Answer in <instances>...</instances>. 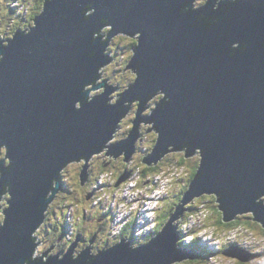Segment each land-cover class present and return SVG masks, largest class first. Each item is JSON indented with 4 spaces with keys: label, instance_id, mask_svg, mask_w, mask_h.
Returning a JSON list of instances; mask_svg holds the SVG:
<instances>
[{
    "label": "water",
    "instance_id": "water-1",
    "mask_svg": "<svg viewBox=\"0 0 264 264\" xmlns=\"http://www.w3.org/2000/svg\"><path fill=\"white\" fill-rule=\"evenodd\" d=\"M192 2L44 0L32 32L16 30L9 46L0 45L6 54L0 62V144L10 146L13 160L11 170L4 169L0 191H9L4 185L10 183L14 195L0 229V264H24L31 257V232L44 218L53 178L70 159L90 157L113 139L129 109L125 101H138L137 117L131 133L110 145L111 152L124 153L130 162L141 122L155 121L161 137L143 156L145 164L159 163L174 144L180 149L171 151H185L186 157L203 147L202 166L200 157L182 200L149 244L133 250L126 238L98 256L87 246L74 260L76 237L63 260L57 254L47 264H172L198 258L203 251L177 246L181 236L172 222L188 211L183 204L204 194L216 196L224 221L252 212L264 227V202L257 203L264 195V0H221L218 10L216 0H209L184 13ZM89 7L96 12L86 18ZM105 23L114 25L110 38L120 31L142 32L129 65L140 77L114 106L107 103L113 91L107 83L106 92L91 103L82 91L97 78L98 68L112 60L105 55L109 42L93 38ZM236 41L243 50H233ZM160 89L171 102H160L145 116L148 99ZM77 100H84L82 110L75 108ZM88 167L84 163L80 172L83 184ZM130 173L126 168L117 186ZM57 183L49 205L62 188V179ZM224 254L242 261L255 256L235 244ZM30 264L45 262L41 258Z\"/></svg>",
    "mask_w": 264,
    "mask_h": 264
},
{
    "label": "clouds",
    "instance_id": "clouds-1",
    "mask_svg": "<svg viewBox=\"0 0 264 264\" xmlns=\"http://www.w3.org/2000/svg\"><path fill=\"white\" fill-rule=\"evenodd\" d=\"M209 3V0H193V2L189 5L186 6L185 8L182 9L184 13H187L189 11H194V10H199L202 6H206ZM4 4V0H0V5ZM36 6V0H29L28 4H24L23 6L18 7V12L19 14H25V15H31L33 8ZM221 6V0H216V3L214 5L215 9H219ZM14 7H17V5H14ZM96 12V9L94 7H89L85 11V17L89 18L91 17L94 13ZM108 18H105V21H107ZM219 19V18H217ZM15 21H13V24ZM37 24H33L31 27H28L24 33L30 34L35 28ZM114 25L111 23H105V26L98 31L94 33V39L101 38V42L103 43L104 41H108L110 43V39L112 37L117 36V34L121 36H126V35H132L135 36L139 39V43L135 45V47L132 49L131 53L125 51L122 53L118 59L121 61V67L123 71L120 73L121 76L125 77L124 80L120 81V85L127 91L132 84L136 83L140 77V72L133 67H129L130 63L132 62L134 56L136 55V46H139L141 43V37H142V32H136L135 35L127 33L125 31H120L116 35L111 36L110 38V33L113 31ZM0 42L3 43L4 46H9L10 41L6 40L5 36L3 35V30L0 29ZM109 43L108 47L105 49V55H112V53L109 52ZM233 50L235 49H241V42L236 41L233 45ZM247 47V44H244V48ZM243 50V49H241ZM95 52H92L91 55H95ZM5 53L0 52V62H2L5 59ZM129 55L132 56V59L129 60ZM111 65L109 63L101 65L98 70H97V78L93 80L92 82L86 83L84 85V88L82 89L83 92L88 93L87 100L89 103L93 102L98 95H103L105 91V85L104 81L105 79H108V84L112 85L113 81L108 77V69H110ZM97 84H100V87H96ZM115 87V85H113ZM122 97H120L116 92H112L110 94V98L108 99L107 103L110 106H114L119 103V100ZM167 100L168 102H171L172 97L168 96L167 92L163 89L158 90L154 95H152L148 101L147 104L148 106L144 110V115L145 116H150L154 113V110L158 107L160 102ZM129 103V101H125L124 106H126ZM84 107V100H77L75 104V108L77 110H82ZM133 108H135V102H133ZM156 122L155 121H150V126L152 128L151 132L146 131L145 126L143 123L141 124V136H139L136 139V148L137 151L141 148L144 150H149L153 145H152V137L155 135L160 139L161 137V132L159 131L158 128L155 126ZM134 127V125L131 123V117L128 116V114H125L122 116V118L118 121L117 126L115 127L114 131L116 128H120V131L125 133V134H130L131 129ZM190 134L192 130H189ZM114 133V132H113ZM113 136V135H112ZM159 142V140H158ZM113 143L112 137L107 140L105 145H110ZM185 145L187 146V151H189V148L191 147L190 144L185 142ZM180 149L177 148L174 144L169 146V150L166 152L168 154H171L172 149ZM99 151H95L90 157L89 156H81L79 158H72L69 161H67L64 166L61 167L59 171V177L58 178H53L52 181V187L48 191L45 199L49 200L50 202V197L53 193V189L58 187V181L63 178L65 181L68 180L69 177H76V171L77 169L82 166L84 163L87 161L85 160V157H88L90 159L95 158L97 153ZM144 152V151H143ZM10 153V146L7 143L0 144V161L4 162V167L0 168V183L3 182L4 179V169L7 168L11 170L12 165H13V160L11 156L9 155ZM195 154H199L201 157V166L202 162L204 159V148L201 146H197L195 149ZM105 159H113L111 157H105ZM110 168L112 167L111 165L109 166ZM131 167L133 168V173L132 177L128 181L127 184L121 183L119 187H117V183L119 180V177L116 176L115 170H101L99 168L94 170V177L96 180V183L93 184V188H96V195L92 198V200L88 203L86 206V210L90 215H95L96 211L100 209L101 204L103 203L105 206L111 205L114 207L117 211V222L114 223V226L112 228V233L109 238V242H106L103 244L99 250H97L96 243L93 242L89 245L91 247V254L92 256H98L102 251H106L117 244H120L125 241L127 238L129 241H131L132 235L131 236H123L122 233L124 232V229L127 226L128 219H130L132 216L136 215L137 212L143 210L145 212V217L138 219L136 224H140L143 226H140L135 229V234L137 237H141L140 239H137L134 242H131L130 247L135 250L139 248L142 244L146 245L149 244L156 235H158L161 231L163 230H156L157 228V223H156V216L158 214V209H163L165 207V204L161 202V198L164 196H169L171 197L173 193L179 192L182 189V185L179 183L181 178L187 179L188 173L184 171H180L179 173L176 172H169L164 169H161L159 172H156L153 174L152 177H144L143 172L144 168L142 166V162L140 164L136 163V157L134 154L133 161L130 164V170ZM201 168V167H200ZM145 179H154L153 183L154 186L151 189L143 188L141 187L143 184V181ZM133 181H135V185L133 186ZM156 181V182H154ZM99 185H110V187L106 188H99ZM158 185V186H156ZM4 186H7L9 191H0V229H2L8 219V210L12 207V200L14 199L13 192L11 190L12 185L10 183L5 184ZM129 188L132 189L134 193L137 195L143 194L145 199L140 201V205H143V208L139 207L137 204V201L135 199L133 200H127L128 196V190ZM73 191L76 192V199L68 201L69 204L72 205L71 212L69 214V223L75 225L77 221L83 222V217L78 216L77 213L81 210L82 205L78 202L82 197L80 196L79 192V186L78 184H75L73 187ZM148 196L153 197V199L149 200L147 199ZM196 200V199H195ZM261 201H264V195H261L257 199V203H260ZM49 202L46 207V209L43 212V220L35 227V229L31 232V237L33 240V243L35 245L33 253L31 257H29L28 260L24 262V264H30L31 261L33 260H39L43 259L45 264H47V261L50 259L52 256H56L57 253H55L52 250V243L48 239V231H45V223H46V218L48 216L49 212ZM217 203V202H216ZM112 211V210H111ZM253 214V213H252ZM113 211H112V218H113ZM254 215V214H253ZM62 219V217H61ZM198 220V219H197ZM195 220V221H197ZM190 220L185 222L183 227L187 228L189 226ZM198 225H193V228L201 227ZM112 224V223H111ZM173 226L176 228L178 232L181 233V237L177 241V246H184L188 248H193L195 250H198L199 248L194 247V246H189L191 241L194 240V236L190 237V240L187 239L184 242H181L182 239H184L185 232L182 233L180 224H178L177 221L172 222ZM74 228L71 229V231L68 234V238L71 239L72 233L74 232ZM152 235H145L146 233H149ZM188 235H192L191 233ZM151 237V238H149ZM201 237V236H200ZM202 239V238H200ZM262 241H264V238H261ZM228 244L231 242H228ZM201 242V241H200ZM232 245V244H230ZM230 245H225L226 247H229ZM202 246V245H201ZM243 246V245H242ZM56 247H60V242L56 244ZM88 247V248H89ZM205 247V246H203ZM245 247V246H243ZM69 247H65V250L61 253H59V258L60 260H63L65 255L69 251ZM72 249V247L70 248ZM221 250V249H220ZM219 250V252H220ZM204 251L205 248H204ZM207 252V251H206ZM47 253V254H46ZM82 253L75 248V251L73 252L72 258L74 260H79L81 257ZM199 260L197 263H202L203 262V257L202 260L200 257H198ZM197 259V258H195ZM194 260V259H191ZM196 263V264H197ZM174 264V261L172 262ZM259 264H264V260L259 261Z\"/></svg>",
    "mask_w": 264,
    "mask_h": 264
},
{
    "label": "rangeland",
    "instance_id": "rangeland-1",
    "mask_svg": "<svg viewBox=\"0 0 264 264\" xmlns=\"http://www.w3.org/2000/svg\"><path fill=\"white\" fill-rule=\"evenodd\" d=\"M11 1H12L13 5L16 4L18 7L23 6L24 4H28L29 3V0H25V2L24 1H20L19 2L18 0L17 1H15V0H4V4L0 5V29L3 30V35L5 36L6 40L13 38L14 34L11 33V31L13 30V28L16 27V25H18V23L22 24V26H23L20 29L17 28V30H19V31H24L28 27H31L34 24L32 22L29 23V21H30L29 15L28 16H25V17L23 16V18L20 19V20L18 19V18H21L19 16H16L15 15V17H12L13 16V11L12 10H15L14 9L15 7L14 6H12V8L10 7ZM36 1H38V0H36ZM17 3H19V5ZM37 5L38 4L36 2V6L33 8V10H35L37 8ZM18 7H17V13H18ZM23 15H25V14H23ZM13 21H15L14 24H13ZM25 25H27V27ZM134 40H135V38H133V36H129V35L121 36V35L117 34V36L113 37L111 39L110 43H109V52L112 53V55L114 57L112 58V60L110 62H108L111 65L110 69L107 70L108 71V77L110 79H112V81H113V84L111 85L113 87V91L112 92H116L119 96H120L121 93H123L125 91V89L120 85V81L121 80H124L125 77H123V76L120 75V73L123 71V69L121 67V61L118 59V57L122 53H124L125 51L131 53V51H132L131 48L135 45V43H134L135 41ZM0 44H2V42H0ZM130 58H131V55H129V60H130ZM104 83H107L108 84V79H105ZM113 85H115V87ZM110 94H109V96H110ZM133 102H136V100L133 101ZM136 112H137V110H136ZM126 114H128V116L131 117V120H132V118L134 120L137 117L136 116V113H134V111L132 113L127 112ZM133 125H134V123H133ZM115 132L116 133L117 132H120V128H119V130H117ZM116 133H114V134H116ZM121 133H123V132H120V134ZM118 137L119 136H115L114 135V137L112 139L113 143L118 141L117 140ZM104 150H106V149H102L100 152L101 153L102 152H105ZM141 150L144 151V153ZM147 152H148V150H144L143 148H141L139 150V152L136 151L134 153L135 154V157H136V163L137 164H140L143 161L142 157ZM181 153L183 154L184 152H179L178 155H180ZM134 154H133V156L131 158V161L134 158ZM195 155H197V154H195ZM168 156H171V154H168ZM174 156L175 155L171 156L170 158H174ZM185 157H186V155H185ZM199 158H200V155H199ZM164 162H165L166 165L164 166L163 169L166 170L167 167H171V163H170L171 161H168L167 158H166V160ZM128 163H130V162H128ZM188 166H184L185 168L182 167V166H173L170 169H168L167 171H169V172H176V173H179L180 171H184V172L187 171V173H188L189 172V169H190V168L188 169ZM129 167H130V164H128V166H127L128 170H130ZM192 168L193 167H191V169ZM131 169L132 170H130V172L133 173V168L131 167ZM79 170L80 169L78 168L77 171H76V175L79 173ZM151 176H153V175H147L146 177H151ZM130 178L131 177L129 176L122 183L127 184L128 181L130 180ZM153 180L154 179H145L143 181V184H142L141 187L147 188V189L148 188L149 189L153 188V186H154L153 185L154 184L153 183ZM67 181L71 185V187L73 188L74 185H75L73 177H69ZM135 183L136 182L133 181V186L135 185ZM156 186H158V185H156ZM117 187H119V186H117ZM99 188H101V186ZM128 193L131 196H135V197H140V196L143 195V194L137 195L136 193H134L132 191V189H129L128 190ZM175 194L176 193H173L171 197L164 196V197L161 198V202L165 204V207L163 208L164 210L167 209L168 205L172 204V202L174 201ZM205 195H207V194H205ZM81 196L84 197L83 195H81ZM143 198L145 199L144 195L142 196V198L140 200L137 201L138 206L141 207V208H143V205H140L139 202ZM147 199L151 200V199H153V197L148 196ZM195 199L196 198H194L193 200L188 201L185 204H183V206L185 208H188V211H190L191 208H192V211L189 212L190 213L189 215H187L188 211H185V213L183 215V216H185L184 217L185 219H183V221L181 222V225H182L181 230H187L189 228V231H191V228L194 227L193 225H195V226L198 225V222H200V221H201V223H199V226H201L202 220H203L202 217H201V213H202L203 210L209 209L208 211H209V215L211 217L210 220H212L213 222L216 221V220H218V217L220 216L219 215V212L215 209V203L212 202V207H213L212 208L211 206L205 205L207 203V201H208L207 199L204 200V201H202V202L200 200H195ZM53 201L50 203L51 206L49 205V211L51 210L50 213L52 212L53 214H51V217L49 218V221L47 222V224L50 221H54L55 222V219L57 221L58 220H60V221L62 220L63 221V219L66 217L67 212H68V215H69L70 214V211L72 209L71 204H70L65 209V211L63 212V214L61 215L60 214V209L57 208L60 205L59 204H56V203L53 204ZM79 203L82 205V207H85L86 208L88 201H85V203H84V201L80 200ZM102 205L105 206L103 203H102ZM62 207H63V205H62ZM107 207L110 208L113 211V213H115V215H113V218L111 220L112 221L111 223L114 224V223L117 222V211L111 205H109ZM174 209H176V208H174ZM55 210H56V214H54ZM251 213L252 212H246V213H241V214L244 215V214H251ZM48 214H49V212H48ZM142 214L144 215L143 216V218H144L145 217V212H143V210L142 211H139L137 213V216L139 215V217L141 219V215ZM61 217H62V219H61ZM189 220H190L189 226L187 228H184L183 227L184 223L187 222V221H189ZM195 220H197V221H195ZM208 221H209V219L207 220V222ZM253 221L256 222L257 224L259 223V221L256 220V219H254ZM214 223L211 225V227L210 226H204V227L201 226V227L194 228V230L191 231V234H196V235H198V237L201 236L200 238H204V239H206L207 241L211 242L214 245L219 244L218 243V240H219L221 242L219 244V247L220 248L222 246L226 245V242H227L226 240H228V242H231L229 240L232 239V238H234V236H236L235 245H238L239 247H242L243 249H245L247 252H249L251 254H253V253H256V254H255L254 257L252 256L251 259L247 260L246 262L239 263L240 260H238V258L232 257L233 255L227 256L226 254H224V251L223 252L220 251L218 253H215V255L218 257V260H216V261H214L212 263H208V264H259V261L264 260V241L261 240V238H264V232L261 229V228H263V225L262 226H260V224H259V226H254L253 225V228L250 231L244 225L235 226L234 228L233 227H230V228L224 229L225 230L224 231L223 229H218L217 227H215ZM47 224H45V231H47L46 230ZM212 226H214L217 229V232H220L221 231V234L215 233L214 231H216V229L212 228ZM210 234L214 235L215 236V239H213V236H211ZM202 235H204L206 237H204ZM49 236L50 235H48V238H49ZM189 236L193 237L194 235H186L184 237V239L186 241H187V239L190 240V237ZM240 237H243L241 239V242L243 244L250 246V250H247L246 247H243L242 245H240V240H239ZM200 241H201V244L202 245H203V243H205V245H206L205 246V250L207 251V252L204 251V249H198L199 251H203V255L200 256V259L202 260V257L203 256H205L207 254H211L214 249L208 247V246H211L209 242H207V241H205L203 239H200ZM230 244H232V243H230ZM230 244H228V245H230ZM70 245H71V243H70ZM232 258L233 259L236 258L238 260V262H235V260H232Z\"/></svg>",
    "mask_w": 264,
    "mask_h": 264
},
{
    "label": "flooded vegetation",
    "instance_id": "flooded-vegetation-1",
    "mask_svg": "<svg viewBox=\"0 0 264 264\" xmlns=\"http://www.w3.org/2000/svg\"><path fill=\"white\" fill-rule=\"evenodd\" d=\"M135 38V44L137 43V39ZM133 48V47H132ZM131 48V49H132ZM129 109L128 112L132 113L134 111V113H136V110L138 108V101L135 102V108H133V102H129ZM131 123L133 124V118L131 120ZM143 123V125L145 126L146 131L151 132L152 128L150 126L149 122H141V124ZM140 129H141V125H140ZM119 130V128L116 129V131ZM121 132V131H120ZM120 132H115L116 134H114L115 136H119L117 138V140H121L123 138H125L128 134L125 133H121ZM141 132V131H140ZM114 137V136H113ZM156 136L153 135L152 137V145H154L155 140H156ZM112 144V143H111ZM110 144V145H111ZM110 145H105L102 149H106L104 150L105 152H99L97 153L95 158H92L88 160V162H86L88 164V171H89V175L85 181V183L83 184L81 182L80 179V172L81 169L83 167L80 166L79 167V173L78 176L76 175L74 179V183L78 184L79 186V192H80V196L83 195L84 197H82V201H88V203L92 200V198L94 197V195L96 194L97 189L93 188V184L96 183L95 177H94V170L99 168L101 170H115L116 175H120L128 166V164L125 162V154L124 153H120L118 154L117 152H113L111 153L110 151ZM153 147V146H152ZM142 151V150H141ZM143 152V151H142ZM180 152H184L183 155L185 154V151H180ZM173 152H171L172 154ZM175 153H179V152H174L173 155H178ZM168 155V154H167ZM166 155V156H167ZM182 155V153L180 154V156ZM105 157H111L114 158L113 159H105ZM188 161H187V166L189 171H191V167L195 166V163L197 161H199V154L197 155H192L191 157H185ZM112 166L111 168L109 166ZM189 173V172H188ZM62 179V178H61ZM63 181V186L62 188L59 190V192H57V194L55 195L53 204H59L60 206L57 207L60 209V214L62 215L63 212L65 211V209L70 205L68 203V201L76 199V192L73 191V188L71 187V185L68 183V181H65L64 179H62ZM103 187H110V185H103ZM79 200V201H80ZM78 201V202H79ZM87 203V205H88ZM63 205V207H62ZM51 206V205H50ZM72 207V205H71ZM51 211V210H50ZM46 218V223L49 221V218L51 217V214H53L52 212L50 213ZM71 212V211H70ZM54 214H56V210L54 212ZM68 214V212H67ZM78 216H82L83 217V222H79L77 221V223L75 225L73 224H67L66 223V228H65V221H60V220H56L54 221H50L47 226H46V230L48 231V235L49 236V240L52 243V250L59 254L61 252H63L65 250V247H69L70 243L73 242V240L75 241V238L78 237V240L76 239V247L77 250L79 252H81L83 249H85L87 246L89 247V245L93 242L96 243V247L97 250H99V248L105 244L106 242H109V238L111 236V228L113 227V225L111 224V220H112V211H109V209L105 210V206H103L101 204V207L99 210L96 211V214L90 215L85 207H82L81 210L77 213ZM262 226L261 223H254V226ZM74 228V232L71 236V239L68 238V235H66V230L65 229H71ZM262 230L264 229L261 228ZM60 242V247H56V244ZM74 248V251H75ZM91 248V247H90ZM225 248H227L225 245L221 247V252H223L225 250ZM247 250H250L249 247H246ZM235 260V262H238L237 259H232ZM242 261V260H240ZM242 262H246V261H242Z\"/></svg>",
    "mask_w": 264,
    "mask_h": 264
},
{
    "label": "trees",
    "instance_id": "trees-1",
    "mask_svg": "<svg viewBox=\"0 0 264 264\" xmlns=\"http://www.w3.org/2000/svg\"><path fill=\"white\" fill-rule=\"evenodd\" d=\"M15 1H17V0H15ZM18 1L19 2L20 1H24L25 2V0H18ZM36 2H37L38 5H37V8L35 10H32V14L29 15V17H30L29 23L30 22L34 23L35 16L38 13L41 12V10L43 8V5H44V0H38ZM10 4H11L10 7L12 8V6H14L13 3H12V1H11ZM17 4L19 5V3H17ZM17 7L14 8L15 10H12L13 11V16L12 17H15V15L16 16H19V17H21V18H18L20 20V19L23 18V16L24 17L25 16H28V15L19 14V12L17 13ZM25 26L27 27V25H25ZM21 27H23L22 24L18 23V25H16V27L13 28V30L11 31V33L14 34V32L17 30V28L20 29ZM151 148L148 150V152L151 150ZM172 154H171V156H173ZM175 154H178V153H175ZM167 156L164 159H162L159 163L153 164V165L145 164L142 161V166L144 168L143 176L146 177L147 175H153L154 173L159 172L161 169H163L164 166L166 165L165 162H164L166 160V158H167L168 161H171L170 162L171 163V167H173V166H182V167L187 166V159L185 158V155H183V154L181 156L180 155H175L174 158H170L171 156H168V157ZM142 159H143V157H142ZM199 162H200V159H199V161H197L195 163V166L192 168V170L189 171L188 176H187V179H183L182 178L179 181V183L182 185V189L179 192H176L175 197H174V201L172 202V204L168 205V207H167L166 210H164V209H162V210L161 209H158V214L156 216V223H157L156 230L159 231L161 229V227L163 226V224L168 220L169 216L173 212L175 206L182 200L185 191L189 188V184H190L191 180L195 176V173H196V171L198 169V166H199ZM171 167H167L166 171L168 169H170ZM186 173H187V171H186ZM77 176H78V174H77ZM62 186H63V181H62ZM206 199L208 201H207V203L205 205L212 207V202L215 203V209L219 212V215L220 216L218 217V220L214 221L215 222L214 223L212 220H210L211 217L209 215V211H208L209 209L203 210L202 213H201V217L203 219L202 220V227H204V226H210L211 227V225L214 223L215 227H217L218 229H223V230L224 229H227V228H230V227H233L234 228L235 226H239V225H244L245 227H247L249 229V231L252 230L253 225L255 223L253 221L254 220L253 219V216L254 215L252 213L251 214H244V215L243 214H238L235 219H233V220H231L229 222H226V221L223 220V213H222V211L218 208V204L216 203V196L215 195H209V194L208 195H205L204 194V195H202L200 197H196V200H200L201 202L204 201V200H206ZM108 209H109V211H111L110 208H108ZM191 211H192V208L190 209V211H188L187 215H189L190 214L189 212H191ZM208 219H209V221L207 222ZM137 220H138L137 214L134 215V216H132L128 220L127 226L124 229V232L122 233V235L125 236V237L131 236L132 233H133L132 238H131V242H134L137 239H140L141 238V237L135 236V233H134ZM63 221H65L64 223H65V228H66V223L68 225L70 224L69 223V215L68 214H66V217L63 219ZM215 227L212 226V228L216 229ZM65 230H66V235H68L69 232H70V229H65ZM193 230H194V228H191V231H193ZM191 231H187V232H185V234L188 235V234L191 233ZM214 232L217 233V234H221V231L220 232H217V229ZM263 232H264V229H263ZM111 233H112V228H111ZM148 235H152V234H148ZM192 235H194V240L191 241V243H189L190 244L189 246H194V247H197L199 249H204L205 247H203V246H206V245L204 243H203V245L201 244L200 237H198V235H196V234H192ZM72 238H73V236H72ZM149 238H151V237H149ZM184 241H185V239H182L181 240V242H184ZM232 244H235V243H232ZM226 245H228V243H226ZM208 247L209 248H212L211 246H208ZM212 255H213V251H212L211 254H207V255L203 256V262L202 263H197L198 260H199V258H197V259H194V260L186 259V260H183L181 262H176L174 264H196V263L197 264H205L207 261L208 262L210 261V258H211ZM234 259H236V258H234ZM239 263H243V262L242 261H239Z\"/></svg>",
    "mask_w": 264,
    "mask_h": 264
},
{
    "label": "bare ground",
    "instance_id": "bare-ground-1",
    "mask_svg": "<svg viewBox=\"0 0 264 264\" xmlns=\"http://www.w3.org/2000/svg\"><path fill=\"white\" fill-rule=\"evenodd\" d=\"M112 39V38H111ZM111 39H110V41H111ZM3 44V43H2ZM1 45V44H0ZM112 58L114 57L113 55H110ZM171 152H174V151H171ZM111 153H113V152H111ZM195 154V153H194ZM193 154V155H194ZM132 172L130 173V177H132ZM152 177V176H151ZM154 182H156V181H154ZM154 185V184H153ZM129 189H131V188H129ZM149 189V188H148ZM133 199H135V200H137L138 199V197H135V196H131L129 193H128V196H127V200H133ZM144 199V198H143ZM142 199V200H143ZM106 209H108V207L107 206H105V210ZM142 211V210H141ZM144 212V211H143ZM114 215H115V213H114ZM143 214L141 215V218H143ZM184 217L185 216H182L181 218H179V219H177L176 221L177 222H179V224H180V226H181V222L183 221V219H184ZM137 218L138 219H140V217H139V215L137 216ZM195 223V222H194ZM112 225H114V224H112ZM140 226H142V225H140V224H136V226H135V229L136 228H138V227H140ZM206 230V229H205ZM182 231V233L183 232H187V231H189V228L187 229V230H181ZM134 233H135V231H134ZM151 232H149V233H146L145 235H148V234H150ZM206 233V232H205ZM135 236H136V234H135ZM180 236H181V233H180ZM204 237H206V236H204ZM243 237H240L239 238V240H240V244L241 245H243V246H245V247H249L250 248V246L249 245H245V244H243L242 242H241V239H242ZM203 240H205V241H207L206 239H204V238H202ZM213 239H214V236H213ZM235 240H236V236L234 237V238H232V239H230L229 241H231V243H235ZM217 241V240H216ZM223 241V240H222ZM207 242H209V241H207ZM210 243V245H211V247L212 248H217V247H219V244L221 243L219 240H218V243L219 244H217V245H214V244H212L211 242H209ZM205 244V243H204ZM207 244V243H206ZM221 249V248H220ZM254 255L256 254V253H253ZM218 257L216 256V255H212L211 256V258H210V261L208 262H206L205 264H208V263H212V262H214V261H216V260H218L217 259ZM220 259V258H219Z\"/></svg>",
    "mask_w": 264,
    "mask_h": 264
},
{
    "label": "built area",
    "instance_id": "built-area-1",
    "mask_svg": "<svg viewBox=\"0 0 264 264\" xmlns=\"http://www.w3.org/2000/svg\"><path fill=\"white\" fill-rule=\"evenodd\" d=\"M101 186V188H105V187H103V185H99V187ZM143 196V195H142ZM142 196H140V197H138V199L136 200V201H138V200H140L141 198H142ZM140 203V202H139ZM138 213V212H137ZM114 226V225H113ZM143 226V225H142ZM113 228V227H112ZM211 236H214V235H212V234H210ZM202 236H204V235H202ZM235 237V236H234ZM214 239H215V236H214ZM230 239V238H229ZM226 240V239H225ZM212 249H214L213 250V255H215V253H218L219 252V250H220V247H217V248H212Z\"/></svg>",
    "mask_w": 264,
    "mask_h": 264
}]
</instances>
